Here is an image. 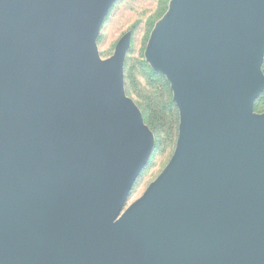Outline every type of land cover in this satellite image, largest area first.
Wrapping results in <instances>:
<instances>
[{"label": "water", "instance_id": "obj_1", "mask_svg": "<svg viewBox=\"0 0 264 264\" xmlns=\"http://www.w3.org/2000/svg\"><path fill=\"white\" fill-rule=\"evenodd\" d=\"M117 0H0V264L108 260L154 136L124 91ZM145 61L179 116L173 154L120 218L141 264H264V0H170Z\"/></svg>", "mask_w": 264, "mask_h": 264}, {"label": "rangeland", "instance_id": "obj_2", "mask_svg": "<svg viewBox=\"0 0 264 264\" xmlns=\"http://www.w3.org/2000/svg\"><path fill=\"white\" fill-rule=\"evenodd\" d=\"M159 3L160 0H117L108 11L96 40L100 58L107 59L113 54L117 41L125 33H130V44L125 54L123 64V84L126 96L134 102L139 110L146 98H150V100L156 98L158 103L164 101V88L162 87V84L154 82L155 80L152 81L141 64L144 62L150 68L148 63L145 61L144 54L151 31L163 17L162 16L160 19L155 21L152 28L149 29L150 22L157 14ZM262 72L264 74V59ZM165 81L170 90L169 83L166 79ZM170 93L172 99L171 90ZM175 109L177 113L175 138H172V136L166 132L156 133L148 127L154 136V145L146 166L131 188L129 194L132 195L131 200H136L143 194L148 185L161 173L173 154L178 134L177 128L179 122L178 110L176 106ZM254 112H264V105L262 102L258 108L255 107L254 103ZM163 114L166 115V113ZM156 142L158 145L155 148Z\"/></svg>", "mask_w": 264, "mask_h": 264}, {"label": "trees", "instance_id": "obj_3", "mask_svg": "<svg viewBox=\"0 0 264 264\" xmlns=\"http://www.w3.org/2000/svg\"><path fill=\"white\" fill-rule=\"evenodd\" d=\"M169 0H160L159 8L155 18L150 22L149 29L152 28L154 22L160 19L167 10ZM143 68L146 70L149 78L156 82L161 83L164 88V101L158 103L156 98L150 100V98L144 99L140 110L143 115L144 123L154 132H166L175 138L176 136V123H177V113L175 106L171 99V93L163 76L158 73L153 72L144 62L141 63ZM264 105V91L261 93L260 97L255 102V107L258 108L260 103ZM163 113H166L164 115ZM157 142L155 148L157 147ZM153 157V156H152Z\"/></svg>", "mask_w": 264, "mask_h": 264}, {"label": "flooded vegetation", "instance_id": "obj_4", "mask_svg": "<svg viewBox=\"0 0 264 264\" xmlns=\"http://www.w3.org/2000/svg\"><path fill=\"white\" fill-rule=\"evenodd\" d=\"M132 195H128L127 200L125 201L122 209L116 216L113 221L111 228V235L114 240V252L110 259L108 260H98L96 258H62L57 261L45 262L47 264H141L137 257V243L135 245V257H133V252L130 246L126 247L121 245V236H122V225L120 223V218L126 209L131 205L135 200H131Z\"/></svg>", "mask_w": 264, "mask_h": 264}]
</instances>
